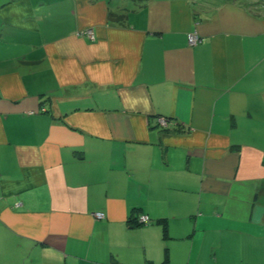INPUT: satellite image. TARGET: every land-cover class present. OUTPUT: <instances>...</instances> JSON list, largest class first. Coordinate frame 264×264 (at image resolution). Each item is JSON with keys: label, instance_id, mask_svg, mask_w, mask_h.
I'll return each mask as SVG.
<instances>
[{"label": "crops", "instance_id": "obj_1", "mask_svg": "<svg viewBox=\"0 0 264 264\" xmlns=\"http://www.w3.org/2000/svg\"><path fill=\"white\" fill-rule=\"evenodd\" d=\"M0 264H264V0H0Z\"/></svg>", "mask_w": 264, "mask_h": 264}, {"label": "built area", "instance_id": "obj_2", "mask_svg": "<svg viewBox=\"0 0 264 264\" xmlns=\"http://www.w3.org/2000/svg\"><path fill=\"white\" fill-rule=\"evenodd\" d=\"M84 36H86L90 40H95L96 36L92 30L86 31L83 33ZM188 42L190 46H196L201 42L200 35L196 32L190 33ZM161 125L164 127H167L169 124V121L166 118H160ZM96 216L98 218L104 217V214L102 213H96ZM140 221L144 224L149 223L151 221L150 217L148 215H142L140 217Z\"/></svg>", "mask_w": 264, "mask_h": 264}, {"label": "trees", "instance_id": "obj_3", "mask_svg": "<svg viewBox=\"0 0 264 264\" xmlns=\"http://www.w3.org/2000/svg\"><path fill=\"white\" fill-rule=\"evenodd\" d=\"M111 17H112V14H111ZM120 18L123 19L124 17L123 16H120ZM167 120L170 122L171 119L168 118ZM164 225H166V223ZM167 236H168V232H167V229H166V226H165V237H167Z\"/></svg>", "mask_w": 264, "mask_h": 264}]
</instances>
